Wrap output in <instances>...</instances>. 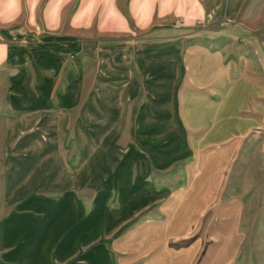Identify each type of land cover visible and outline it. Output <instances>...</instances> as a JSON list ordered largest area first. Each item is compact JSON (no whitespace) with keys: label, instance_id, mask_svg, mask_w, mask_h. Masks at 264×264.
I'll return each instance as SVG.
<instances>
[{"label":"crops","instance_id":"1","mask_svg":"<svg viewBox=\"0 0 264 264\" xmlns=\"http://www.w3.org/2000/svg\"><path fill=\"white\" fill-rule=\"evenodd\" d=\"M235 7V0H126V13L119 0H0L3 196L8 206L25 203L0 223V264L14 249L30 258L24 264L67 257L106 220L108 193L96 195L88 214L79 189L109 182L136 190L137 171L148 183L153 170L166 169L173 156L190 158L184 175L197 199L216 197L220 161L235 152L231 140L247 133L248 103L257 116L264 98V44L235 20ZM207 10L212 20L224 17V42L217 50L133 35L169 15L203 21ZM198 85H207L208 105H215L213 96L221 91L219 138L230 141L228 149L214 150L204 161L191 133L202 123L184 110L199 104L190 97ZM208 115L213 122L214 113ZM39 200L57 203L27 211V204ZM122 200L123 209L134 206L124 196L119 208ZM214 204L211 211L234 242L239 207ZM13 214L15 244L2 238ZM87 252L73 264H111L104 249Z\"/></svg>","mask_w":264,"mask_h":264},{"label":"rangeland","instance_id":"2","mask_svg":"<svg viewBox=\"0 0 264 264\" xmlns=\"http://www.w3.org/2000/svg\"><path fill=\"white\" fill-rule=\"evenodd\" d=\"M235 2L236 7L233 11L235 20L249 28L250 34L261 37L264 44V0ZM119 5L123 12L127 13L126 0H119ZM206 13L205 20L200 22H190L184 16L169 15L158 24L154 21L148 29L140 31L134 29L133 35L151 38L161 36L166 43L182 40L185 48L195 43L201 49L208 47L217 50L224 42L222 37L224 17L217 16V22L216 19L212 20L209 10ZM209 15L212 17L210 20ZM236 45L239 48V44ZM3 88L4 85H0V223L25 204L17 202L8 206L4 202L2 185L4 148L1 139L5 114ZM195 89L190 91V94L195 96L190 97L197 98L199 104H189L184 110L187 113L192 110L196 116L195 120L202 123L199 129L191 130V133L194 144L200 146L199 160L204 161L210 152L228 149L230 141L224 142L225 139L219 138L222 134L220 129L223 125V108L221 104H217L220 100L216 95H221V91L215 92L213 106L208 105L212 103L207 101V85H198ZM262 102V110L257 116L253 115L252 105L248 103L247 133L236 140H231L232 143L237 142L235 152L230 154L228 159L220 161L223 163L220 171L222 180L214 188L216 197L200 199L204 197L200 196L197 199L193 194L194 187L184 175L187 170L185 166L190 158L179 159L177 156L171 157L166 169L153 170L154 174L148 183L144 182L142 171H137L134 186L136 190L131 186L123 188L121 184L113 188L109 182L100 186L82 187L78 192L82 199H86L88 214L96 195L100 191L108 193L104 195L107 198L105 225L98 234L80 244L67 257L54 258L52 264H73L92 248L104 249L111 264H264V98ZM212 113L215 115L213 122L211 119L207 120L210 118L208 114ZM212 131H218L214 137L209 134ZM184 133L191 138V133L188 131V135L187 129H184ZM172 147L173 145L170 148ZM128 191L134 195H128ZM194 192L196 194V191ZM39 195L50 196L46 193ZM124 196L127 203L134 202L132 208L123 209L125 205L123 200L122 208L118 207L120 206L118 199ZM141 199L145 201L142 202ZM223 202L235 203L240 209L236 219V237L234 242L230 243L229 231L219 225L221 219L211 211V207L216 205L214 203ZM54 203L57 201L39 200L27 204L26 209L46 211L47 207ZM16 216L18 214H13L3 224L2 238L5 242L13 244L16 242L13 228ZM228 243L231 245L230 249L224 250L223 247ZM10 250L11 248L7 247L2 253ZM38 250L37 254L40 252ZM26 259L20 249L16 251L14 249L6 255V264H24ZM29 260L30 258L27 259ZM36 263L49 264V260L40 262L38 257Z\"/></svg>","mask_w":264,"mask_h":264}]
</instances>
